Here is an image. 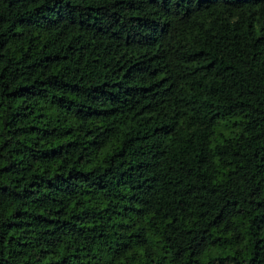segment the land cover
Masks as SVG:
<instances>
[{"label": "trees", "instance_id": "trees-1", "mask_svg": "<svg viewBox=\"0 0 264 264\" xmlns=\"http://www.w3.org/2000/svg\"><path fill=\"white\" fill-rule=\"evenodd\" d=\"M0 264H264V0H0Z\"/></svg>", "mask_w": 264, "mask_h": 264}]
</instances>
